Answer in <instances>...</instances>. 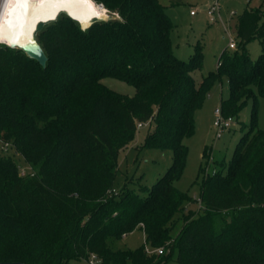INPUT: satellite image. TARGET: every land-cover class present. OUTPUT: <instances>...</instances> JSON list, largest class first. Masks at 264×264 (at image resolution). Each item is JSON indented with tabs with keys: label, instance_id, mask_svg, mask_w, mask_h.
<instances>
[{
	"label": "trees",
	"instance_id": "1",
	"mask_svg": "<svg viewBox=\"0 0 264 264\" xmlns=\"http://www.w3.org/2000/svg\"><path fill=\"white\" fill-rule=\"evenodd\" d=\"M94 1L118 17L93 18L84 29L66 12L38 23L45 66L0 42V145L10 144L30 167L20 173L0 146V261L67 264L94 254L98 264H161L175 249L177 264H264V128L257 127L264 1L239 13L236 48L221 52L199 82L191 75L199 48L188 59L173 54L172 21L158 0ZM253 39L262 44L255 60L247 50ZM221 75L229 83L222 114L237 117L251 99L249 125L225 170H202V213L194 215L184 212L192 196L174 181L193 113ZM103 77L125 81L134 94ZM138 123L152 125L142 146L171 150V162L149 187H116L118 153ZM178 212L182 224L172 235ZM136 227L143 244L112 248L111 240ZM145 244L161 252L148 253Z\"/></svg>",
	"mask_w": 264,
	"mask_h": 264
},
{
	"label": "rangeland",
	"instance_id": "2",
	"mask_svg": "<svg viewBox=\"0 0 264 264\" xmlns=\"http://www.w3.org/2000/svg\"><path fill=\"white\" fill-rule=\"evenodd\" d=\"M164 11L172 21L170 42L173 54L180 59H188L198 46L201 60L191 75L199 82L201 75L213 71L217 67V60L221 52L231 53L237 46V16L246 7H257L264 0H217L219 3L220 18L209 21L206 9L214 0H158ZM264 3V2H263ZM190 10L194 14H190ZM233 35L234 47L228 46V34ZM248 55L255 60L262 51V44L257 40H250L247 44ZM101 82L113 90L133 95L135 89L132 85L113 77H103ZM229 94V83L225 75L216 79L206 94L202 105L193 113L194 132L184 137L187 146L186 160L181 176L174 181V185L192 196L191 201L184 203V212L192 210L194 215L202 213L199 199V185L203 171L209 165V170L216 166H225L231 158L234 146L239 137L247 130L249 125L252 100L248 99L245 106L239 111L236 120L231 126L222 131L219 138H215L212 126L213 110L219 107L221 99ZM259 111L257 127L264 128V100L259 98ZM149 123L137 124L133 139L122 147L117 157V170L114 185L122 186L124 182L136 186L137 182L149 187L159 177L171 162V150H159L143 147L146 133L151 129ZM2 149L15 160L20 173H26L30 167L24 159L16 153L10 144L1 143ZM205 151V153H204ZM203 153L205 156H203ZM201 168V171H200ZM203 170V171H202ZM206 172V171H205ZM140 195L145 191L139 190ZM182 224L181 213L175 215V223L171 234L175 235ZM144 243L143 230L139 227L125 233L118 239L111 240L113 249L135 248ZM148 253L155 251L145 244ZM67 264H88V259H70ZM161 264H177L176 250L174 249L168 260Z\"/></svg>",
	"mask_w": 264,
	"mask_h": 264
},
{
	"label": "bare ground",
	"instance_id": "3",
	"mask_svg": "<svg viewBox=\"0 0 264 264\" xmlns=\"http://www.w3.org/2000/svg\"><path fill=\"white\" fill-rule=\"evenodd\" d=\"M97 4L94 0H0V42L5 39L8 26L15 36L27 40L40 19L45 22L47 17L61 12L85 26L89 19L99 18L105 12Z\"/></svg>",
	"mask_w": 264,
	"mask_h": 264
},
{
	"label": "water",
	"instance_id": "4",
	"mask_svg": "<svg viewBox=\"0 0 264 264\" xmlns=\"http://www.w3.org/2000/svg\"><path fill=\"white\" fill-rule=\"evenodd\" d=\"M97 5L99 7L102 6V4H97ZM55 15H53L51 17L50 16L47 17L46 20H50L51 18L53 19L55 17ZM116 17H118L117 14H109L107 12V10H105L103 15H101L99 17V19L108 20V19H112V18H116ZM40 21H43V20L40 19L39 22ZM91 21L92 20H90V19L88 20V22L86 24L87 27L91 24ZM79 24H80V27L82 29L86 28L81 22H79ZM2 43H5L10 47L20 48L21 50H23L26 53L27 56L35 59L41 66H45L47 56L44 53V50L42 49L41 45L35 39L34 32L33 33L31 32L30 38L25 40V39L20 38L17 35L15 36V34L13 32V28H11V26H8V33L6 34L5 39L2 41ZM0 264H27V263L20 262V261H0Z\"/></svg>",
	"mask_w": 264,
	"mask_h": 264
},
{
	"label": "built area",
	"instance_id": "5",
	"mask_svg": "<svg viewBox=\"0 0 264 264\" xmlns=\"http://www.w3.org/2000/svg\"><path fill=\"white\" fill-rule=\"evenodd\" d=\"M219 3L217 0H214L211 4H209V6L206 9V13L207 16L209 18V21H214L216 17L220 18V11H219ZM190 14H194L193 10H190ZM228 34V46L229 47H234V39H233V35L230 34L229 32ZM214 113V119L212 122V126L214 128L215 131V138H219L221 136L222 131L228 129L231 124L236 120V118L234 116H224L220 110L219 107H216L213 110ZM141 123H138V126H140ZM155 252L160 253L161 252V248H156ZM99 260L98 258L94 255L91 254L88 258V264H98Z\"/></svg>",
	"mask_w": 264,
	"mask_h": 264
},
{
	"label": "clouds",
	"instance_id": "6",
	"mask_svg": "<svg viewBox=\"0 0 264 264\" xmlns=\"http://www.w3.org/2000/svg\"><path fill=\"white\" fill-rule=\"evenodd\" d=\"M85 27H87V25H85Z\"/></svg>",
	"mask_w": 264,
	"mask_h": 264
},
{
	"label": "crops",
	"instance_id": "7",
	"mask_svg": "<svg viewBox=\"0 0 264 264\" xmlns=\"http://www.w3.org/2000/svg\"><path fill=\"white\" fill-rule=\"evenodd\" d=\"M190 12V11H189ZM215 109V108H214Z\"/></svg>",
	"mask_w": 264,
	"mask_h": 264
}]
</instances>
